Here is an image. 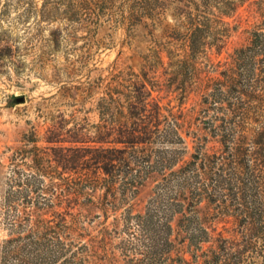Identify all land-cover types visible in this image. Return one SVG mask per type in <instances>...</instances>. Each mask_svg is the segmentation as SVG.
<instances>
[{
  "label": "rangeland",
  "instance_id": "1",
  "mask_svg": "<svg viewBox=\"0 0 264 264\" xmlns=\"http://www.w3.org/2000/svg\"><path fill=\"white\" fill-rule=\"evenodd\" d=\"M189 18L203 30L198 68L208 70L205 50L216 61L238 58L228 85L213 83L214 95L180 93L177 84L192 85L196 70L168 66L164 50L182 48ZM216 31L228 34L220 46ZM156 50L164 63L149 71L152 96L188 113L177 132L167 123L146 145L142 164L157 171L147 168L134 194L118 175L114 193L102 187L91 197L83 181L77 201L57 203L43 189L48 178L14 156L23 137L34 127L36 144L47 146L49 119L60 117L67 128L93 130L97 94L86 100L84 90L114 63L139 72ZM262 153L264 0H0V264H187L209 246L202 219L223 232L205 264H264ZM46 204L74 213L73 223L36 233L32 221L19 220Z\"/></svg>",
  "mask_w": 264,
  "mask_h": 264
},
{
  "label": "trees",
  "instance_id": "2",
  "mask_svg": "<svg viewBox=\"0 0 264 264\" xmlns=\"http://www.w3.org/2000/svg\"><path fill=\"white\" fill-rule=\"evenodd\" d=\"M223 13L229 12L224 10ZM188 23V31L181 42L182 48L164 50L168 58V66H177L180 69L192 66L196 70V80L192 85H186L184 82L177 84L176 88L180 89V93L188 94L194 90L197 93L214 95L213 83L219 82L222 86H227L229 79L227 73L238 58H234V61H216L212 52L205 50L202 55L208 70L198 68L195 60L198 55L196 45L203 30L195 25L194 18H189ZM227 37L228 34L216 31L212 42L220 46ZM162 53V50L154 51L153 60L143 58L145 63L139 72H135L132 67L120 68L114 63L110 65L107 74L98 77L96 85L88 86L84 90L86 100L92 99L97 94L95 102L98 122L92 125L93 130L88 128L87 123L74 124L67 128L66 120L60 117L58 120L49 119L45 130L47 146L36 144L38 142L36 128L33 127L29 135L25 134L23 137L25 143L15 151L14 156L20 157L34 172L32 174L37 173L42 178H48L49 182L43 189L54 195L57 203L77 201L82 193L79 185L83 181L88 183L91 197L102 187L105 192L114 193L117 189L115 178L118 175L128 177L129 190L134 194L137 185L146 175L147 168L157 171L158 166L154 164H147L148 166L142 164L146 145L156 133L167 130L165 127L167 123H171L172 130L177 132L187 122L186 115H188L181 106L174 110V106L163 105L152 96L157 82L149 71L155 64L164 63ZM174 57L177 58L173 60ZM261 136L262 133L257 140H260ZM65 141L71 144L64 145ZM237 154H240L238 149ZM137 158L141 159L136 160ZM209 158L210 155L205 153L204 159L208 161ZM261 159L264 162V153L261 154ZM169 166L168 164L163 167ZM67 172L75 175H64ZM204 174L207 175V172ZM51 205L36 207L31 212L24 211L19 216V220L32 221L36 233L41 232L42 229L55 230L61 225L73 223V220L67 217L74 216V213L50 209ZM178 213L185 215L186 212L178 210ZM229 216L230 214H224L223 218ZM199 225L201 241L210 243L204 250L202 247H200L201 251L197 249L191 255V260H184L187 264H205L206 261H210L206 260V257L213 259L217 256L219 249L217 241L223 232H218L215 226L207 224L204 219ZM171 231L172 227L167 220L165 243H171L169 240ZM55 234L57 235L56 232ZM55 238L57 244L62 243L60 238L57 236ZM92 249L96 253L99 246L92 242ZM179 251L183 250L176 252Z\"/></svg>",
  "mask_w": 264,
  "mask_h": 264
}]
</instances>
